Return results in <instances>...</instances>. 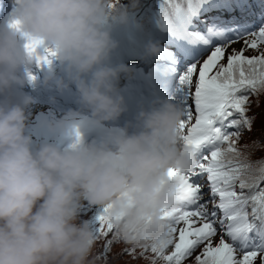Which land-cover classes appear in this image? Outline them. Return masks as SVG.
<instances>
[{
    "label": "clouds",
    "instance_id": "clouds-1",
    "mask_svg": "<svg viewBox=\"0 0 264 264\" xmlns=\"http://www.w3.org/2000/svg\"><path fill=\"white\" fill-rule=\"evenodd\" d=\"M12 2L9 21L0 23V264H90L99 236L89 221L76 223L83 200L110 205L115 233L133 247L165 239L168 225L161 211L174 206L177 191L168 169L187 171L195 159L181 138V103L162 99L159 106L139 111L136 131L129 133L128 125L109 129L93 143L84 141L75 123L80 113L69 110L59 120L53 117L49 127L73 137L70 146L44 143L34 150L25 111L34 99L28 94L10 99L14 85L30 82L20 69L30 68L33 56L20 37H31L47 42L66 63L91 124L118 118L125 104L116 82L131 69L105 63L118 46L106 23L110 14L126 22L128 6L110 9L112 0ZM129 3L135 8L140 0ZM145 51L159 56L167 50L149 40ZM51 79L49 71L45 81ZM55 83L68 86L62 78Z\"/></svg>",
    "mask_w": 264,
    "mask_h": 264
},
{
    "label": "snow or ice",
    "instance_id": "snow-or-ice-1",
    "mask_svg": "<svg viewBox=\"0 0 264 264\" xmlns=\"http://www.w3.org/2000/svg\"><path fill=\"white\" fill-rule=\"evenodd\" d=\"M233 7L227 0H159L149 17L175 48L169 57L183 94L179 130L185 149L195 158L187 171L168 169L167 176L177 185L175 204L161 211L168 225L166 238L141 248L140 256L149 250L153 254L150 264H182L201 245L195 264H254L258 258L264 264V160L252 162L236 146L242 129L250 130L254 119L247 115L250 97L264 93V12L257 15L248 9L240 20L228 21L213 16L206 31L196 30L197 22L206 24L202 17L208 13ZM237 42L241 48L228 52ZM43 44L31 37L25 44L38 66L50 65L56 55L51 48L41 50ZM209 48L201 63L199 57ZM249 49L257 54L246 55ZM205 177L208 200L203 197ZM110 207L105 205L96 217L97 235L112 234L103 245L104 258L120 239ZM125 251L135 253L136 247Z\"/></svg>",
    "mask_w": 264,
    "mask_h": 264
},
{
    "label": "rangeland",
    "instance_id": "rangeland-1",
    "mask_svg": "<svg viewBox=\"0 0 264 264\" xmlns=\"http://www.w3.org/2000/svg\"><path fill=\"white\" fill-rule=\"evenodd\" d=\"M157 2L159 3V0H157L155 4H158ZM236 2L240 4L241 2H243V0H238L232 3L231 2H228V3L235 6ZM10 4H11L10 8L8 6H5V10L9 8V11L6 14L8 21L14 10V3L12 2ZM232 10H234V7ZM142 11H144V9L136 10L135 12H127L128 18L126 22H120L118 19H115L111 23H106V26L110 27L112 36L118 35V33L122 32V34L125 37V43L128 46H131V43H133V41L138 42L137 36H139L142 33H147L148 39L152 38L153 40L160 41L164 45L167 51H165L159 56L166 59V66H170L171 61L169 57V52H172V53L175 52L174 45H171L168 42V39L163 38V34L161 33L160 29L155 25L154 20L149 19L150 15L155 12L154 10L150 11L148 7L145 8L147 17L144 19L143 22L141 20H137L138 16L135 14L140 13ZM235 11H237V9H235ZM227 12H228L227 10H213L212 12L208 13L206 17H202V19L206 20V24L197 22L196 30L206 31V26L211 24L212 22L211 18L213 16H219L221 17L222 20H224V18H228L229 16ZM250 20L255 22L256 19L250 18ZM241 46H242L241 42L234 43L228 49V52H231L232 48L240 49ZM49 47L50 46L48 45L47 42H44V44L42 45V48H49ZM133 51H134L133 54L140 53V52H137L135 49ZM210 51H211V48H209L206 52H204L202 56L199 57V60L201 63L203 62V59H205L207 55L210 54ZM245 54L246 55H256L257 50L249 49L246 51ZM55 56H56V60L58 61L59 59L58 54H56ZM53 57H51V59ZM51 61H52L51 63H53V60ZM134 61H135V64H134ZM158 61H162V59H158L157 62ZM116 62H118V60H116ZM224 62H226V60ZM130 65H131L130 68L132 70V73H134L135 75H137V73L142 74V72L146 70L144 69L143 57H140V59L135 58L133 61H131ZM122 76L125 79L130 77V76H125V74H122ZM195 80H196V76L194 75L193 84L195 83ZM132 86L137 87L133 84ZM193 90H194V87H193ZM150 93L151 92H149V94ZM153 93H155V91H153ZM182 95L183 94L179 88L177 75H176V77L172 79V81L166 87L165 93L163 97L161 98V100L165 98H171L172 100L182 104ZM131 96L133 95L131 94ZM137 98L140 99V97H137ZM154 98H155V95L151 97V99H154ZM250 100H251V103L247 106L249 109L247 112V115L249 117L254 118L252 125H251V129L250 130L247 128L242 129L240 138L237 141L236 146L248 156V159L250 161L256 162V161L264 160V93H261L259 97L252 95L250 97ZM11 101L17 102L18 100H11ZM133 101L134 100H131V102L129 103V109H131V107H135V108L139 107V105L135 106L134 104H131L133 103ZM188 103L192 104V100H189ZM41 106L42 104L34 100V102L28 105L25 109L26 115H27L26 132L32 137L33 149L35 150L36 148H38L40 145L44 143H54V144H57L62 149L70 146V144L73 141V137L65 134V132L60 128L59 129L56 128L55 130H53L52 128L49 127V122L52 121L53 117L59 120L60 118L64 117L68 112L61 111L48 104H45L42 107ZM148 106L149 105H145L144 110H147ZM38 112H39L38 119H35V116ZM124 112H126V109ZM90 120H91L90 115L88 114L81 115L80 113V115L76 118L75 122L78 125L85 142L87 143L98 142L106 134V132L104 134L97 133L96 135L93 132L91 136H86L87 134L84 132V130H86L87 132L90 130V128L94 126L93 124L90 123ZM84 126H88V127H84ZM109 129H111L110 126H108V130ZM202 183L204 185L203 197L205 200H208L209 188H208V184L206 181V177L202 180ZM86 202H87L86 200H83L81 202V207L79 209L78 217L76 220L77 224L87 219L91 220L95 216V210L93 208L92 209L85 208ZM209 208H211V203H209ZM218 240H219V236L215 237L214 243L218 242ZM102 243H103V239H98L96 243L94 244L92 251L88 257L90 264H150V258L153 255L150 252V250L143 257L139 255L140 252L142 251L141 248L136 247L135 253L126 252L125 249L132 248L133 246L125 243L121 239L113 242V244L110 247V250L107 253L106 258H104L102 254L98 256L95 252L99 250L100 246H102ZM202 248H203V245L198 247L193 252L192 256L190 258H186L182 262V264H195V256L202 250ZM171 250L172 249L170 247L168 251L170 252ZM238 255H240L239 252H238ZM156 264H164V262L162 260H157ZM254 264H261L260 258L254 261Z\"/></svg>",
    "mask_w": 264,
    "mask_h": 264
},
{
    "label": "trees",
    "instance_id": "trees-1",
    "mask_svg": "<svg viewBox=\"0 0 264 264\" xmlns=\"http://www.w3.org/2000/svg\"><path fill=\"white\" fill-rule=\"evenodd\" d=\"M157 0H140V4L139 6L133 8L131 7L129 0H112V4L117 5V7H115V9H120L122 6L127 5V12H135L136 10H140V9H144V11L137 13V15L139 16V20H141L142 22L144 21V19L147 17L146 15V11L145 8H156L157 5L155 4ZM233 1V0H231ZM256 3L260 6V7H264V0H255ZM110 17H108V21L111 22L113 20L111 14L109 15ZM112 18V19H111ZM42 201H38L37 203H40ZM85 208H90V209H94L95 210V216L91 219L88 220L89 224L92 228V230L96 233L97 232V220L96 217L98 216V214L102 211L101 206H97V205H89L88 202L85 203ZM112 238V234L110 233L109 236L104 237V236H99L98 239H103V243L102 246H100L99 250H97L95 253L99 256L100 254L103 253L104 249H103V245L107 242L108 239ZM97 239V240H98ZM92 251V250H91Z\"/></svg>",
    "mask_w": 264,
    "mask_h": 264
},
{
    "label": "bare ground",
    "instance_id": "bare-ground-1",
    "mask_svg": "<svg viewBox=\"0 0 264 264\" xmlns=\"http://www.w3.org/2000/svg\"><path fill=\"white\" fill-rule=\"evenodd\" d=\"M227 14H228L229 16H228V18H224V21H228V20H230L232 17H236L237 20H240L241 16L243 15L242 12L235 11V10H232V11H230V12L228 11ZM5 22H6L5 20H2V23H5ZM20 40H21V43H24V42L22 41L21 37H20ZM109 56L112 57L113 54L110 53ZM158 63H159V61H158ZM167 74H168L167 78L170 77V76H171V70H168V71H167ZM167 83H168V81H167L166 83L164 82V85L167 86ZM79 107H80V106H76V108H79ZM78 122H79V121H78ZM75 123H76V122H75ZM45 125H46V124H45ZM46 126H47V125H46ZM39 127H40V125H39ZM39 127H38V128H39ZM119 127H121V126L117 125V126L112 127V129L119 128ZM35 129H36V128H35ZM48 129H49V127H48ZM58 129H59V128H58ZM45 130H47V129H45ZM46 132H47V131H46ZM47 134H48V133H47ZM50 134H51V133H50ZM65 139H66V138H65Z\"/></svg>",
    "mask_w": 264,
    "mask_h": 264
}]
</instances>
